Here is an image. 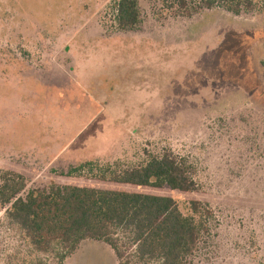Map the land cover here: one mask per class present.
Returning <instances> with one entry per match:
<instances>
[{
    "label": "rangeland",
    "instance_id": "1",
    "mask_svg": "<svg viewBox=\"0 0 264 264\" xmlns=\"http://www.w3.org/2000/svg\"><path fill=\"white\" fill-rule=\"evenodd\" d=\"M116 1L0 0V173H21L27 188L95 185L105 166L170 149L194 167L198 188L160 192L184 215L191 199L212 212L190 263L264 264V0L191 17L138 0L140 20L127 30ZM8 206L0 264H58L56 248H32ZM114 236L136 261L129 233ZM64 260L117 264L89 238Z\"/></svg>",
    "mask_w": 264,
    "mask_h": 264
},
{
    "label": "trees",
    "instance_id": "2",
    "mask_svg": "<svg viewBox=\"0 0 264 264\" xmlns=\"http://www.w3.org/2000/svg\"><path fill=\"white\" fill-rule=\"evenodd\" d=\"M172 15L191 17L202 9L219 6L238 14L252 7L251 0H162ZM115 18L119 29H132L140 20L138 0H117ZM86 162L74 166L82 171ZM194 167L183 157L165 149L149 154L132 167L105 166L96 176L98 184H50L47 188H27L25 177L16 171L0 173V205L8 219L18 225L35 251L55 249L58 264L84 239L107 243L117 264H191L190 257L203 235L209 232L212 212L208 204L188 201L190 214L184 215L175 199L162 188L196 191ZM25 192L22 196L21 193ZM128 232L136 261L123 259L114 235Z\"/></svg>",
    "mask_w": 264,
    "mask_h": 264
},
{
    "label": "crops",
    "instance_id": "3",
    "mask_svg": "<svg viewBox=\"0 0 264 264\" xmlns=\"http://www.w3.org/2000/svg\"><path fill=\"white\" fill-rule=\"evenodd\" d=\"M65 263H67V262H65Z\"/></svg>",
    "mask_w": 264,
    "mask_h": 264
}]
</instances>
